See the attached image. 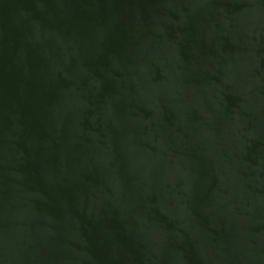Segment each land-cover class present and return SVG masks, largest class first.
I'll list each match as a JSON object with an SVG mask.
<instances>
[{
	"label": "water",
	"instance_id": "1",
	"mask_svg": "<svg viewBox=\"0 0 264 264\" xmlns=\"http://www.w3.org/2000/svg\"><path fill=\"white\" fill-rule=\"evenodd\" d=\"M0 264H264V0H0Z\"/></svg>",
	"mask_w": 264,
	"mask_h": 264
}]
</instances>
